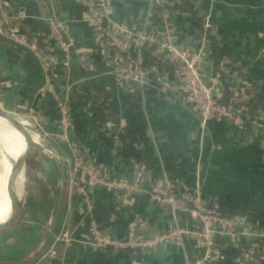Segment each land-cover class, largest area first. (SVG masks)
I'll list each match as a JSON object with an SVG mask.
<instances>
[{"label":"crops","instance_id":"obj_1","mask_svg":"<svg viewBox=\"0 0 264 264\" xmlns=\"http://www.w3.org/2000/svg\"><path fill=\"white\" fill-rule=\"evenodd\" d=\"M2 1L9 14L23 15L19 21L23 39L9 38L0 27V104L21 116L34 135L44 156L45 183L41 169L29 156V171L24 179L22 173L18 175L7 199V176L25 147L22 138L10 135L9 163L0 161V224L12 206L20 202L26 206L0 231V264H186L203 256L197 236L200 223L188 211L158 204L149 194L119 198L99 187L94 192L92 215L109 236H125L137 217L144 221L147 236L178 233L173 240L144 250L115 251L89 244L81 198L74 192L78 179L71 171L73 155L59 138L58 108L68 85L69 145L108 178L133 180L134 172L142 171L147 190L154 178L163 175L183 190L197 189L236 222L233 233L222 225L212 235L220 253L217 264H260L258 243L264 239V0H160L153 7L150 0H105L112 26L130 39L147 32L160 37L168 31L178 46H191L198 30L188 10L202 21L207 18L224 55L220 78L213 72L212 51H206L202 78L221 97L226 83L243 120L241 124L212 120L204 128L178 87L162 94L118 80L108 47L86 21L85 7L78 0H33L38 17L23 13L30 0ZM52 16L66 24L74 40L68 65H59L52 77L54 96L39 91L46 82L40 46L49 37L47 19ZM161 76L173 83V68ZM250 117L251 123L245 125ZM1 121L10 132L16 131ZM130 152L139 160L128 156ZM66 231L71 241L64 245L59 238ZM240 237L252 244L243 256L246 263L240 259Z\"/></svg>","mask_w":264,"mask_h":264},{"label":"built area","instance_id":"obj_2","mask_svg":"<svg viewBox=\"0 0 264 264\" xmlns=\"http://www.w3.org/2000/svg\"><path fill=\"white\" fill-rule=\"evenodd\" d=\"M78 1L85 7L86 21L91 25L98 39L108 47L112 72L120 82L136 84L141 88H154L162 94H166L175 86L178 87L195 110L201 128L212 120L242 123L241 111L234 101L230 99L228 102H222L214 85L205 82L202 78L205 54L209 49L208 37L212 36L207 18H203V31L196 35L193 45L181 47L175 44L172 34L168 31L160 37L156 36L155 32H147L134 39L127 38L121 29L112 26L105 0ZM159 2L160 0H150V7ZM22 18V14L17 16L9 14L3 1L0 0V27L6 31L9 38L23 39L19 29V21ZM47 23L49 37L41 42L39 54L46 73V82L39 91L41 94L54 96L52 77L59 65H68L74 40L64 22L52 16L47 19ZM147 43L156 45L152 53L156 62L149 67H143L141 64ZM128 61L132 62L131 66H126L125 62ZM168 68H173V83L164 80L161 76V72L167 71ZM69 90L68 85L58 108L61 130L59 138L69 146L73 155L71 171L78 179L73 183L74 192L81 198L82 212L88 223L89 244L115 251L144 250L155 247L162 241L173 240L178 232L168 231L157 237L147 236L144 221L140 217L129 223L127 233L123 237L109 236L93 218V196L98 187L119 198L149 194L158 204H170L173 210L188 211L199 221L200 230L197 236L203 245V256L186 264H217L220 253L215 247L212 235L222 225L229 226L233 233L236 222L232 218L221 216L217 211L216 203L202 197L197 189L175 196L172 184L164 175L153 179L147 190L142 171H135L133 180L121 177L108 178L102 174L95 164L67 141L69 116L65 100ZM59 241L67 245L71 241V233L64 232Z\"/></svg>","mask_w":264,"mask_h":264},{"label":"trees","instance_id":"obj_3","mask_svg":"<svg viewBox=\"0 0 264 264\" xmlns=\"http://www.w3.org/2000/svg\"><path fill=\"white\" fill-rule=\"evenodd\" d=\"M189 14L192 15V17L194 18V23L195 26L198 30V33H202L203 31V21L201 17H197L195 15V12L191 11L190 9L188 10ZM208 41H209V49L212 51V66H213V72L214 74H218L220 76V78H222V74H221V61H222V57H223V50L222 48L218 45V42L216 40V38L214 36H209L208 37ZM148 44L147 43L145 45V47L147 48L148 54L143 56V61H142V66L143 67H149L153 64H155L156 60L154 59L153 55L149 52L155 50L156 45L155 44H151V46L148 48ZM224 92L223 95L221 97V101L222 102H228L230 100V96L228 94V90H227V86L225 83V87H224ZM249 112V109H248ZM251 114V112H250ZM251 119L252 117H250L248 120L245 121V125H249L251 123ZM128 156L134 157V159L139 160L138 156L136 155L135 152H130L128 154ZM155 179V178H154ZM173 189H174V195L175 196H180L182 193L186 192L187 190H183L179 187H176L175 185H173ZM203 197V195H202ZM217 206V211L219 212V214L223 217L229 216V214L227 212H225V210L223 209V207L221 205L216 204ZM240 259L242 262L246 263L245 258H243V256L245 254L248 253V251L251 249L252 244H250L247 240V238H243L240 237ZM260 244V245H259ZM259 245V252L261 254L260 257V264H264V239L260 240V243H258ZM215 247H217V245L215 244ZM258 247V246H257ZM235 253L238 255L239 251H235ZM239 257V256H238Z\"/></svg>","mask_w":264,"mask_h":264},{"label":"water","instance_id":"obj_4","mask_svg":"<svg viewBox=\"0 0 264 264\" xmlns=\"http://www.w3.org/2000/svg\"><path fill=\"white\" fill-rule=\"evenodd\" d=\"M25 16L28 17H38V12L36 9V4L33 0H30L26 4L25 10H23ZM0 118L6 120L23 138L24 144L26 146L27 152L30 156H32L39 166L42 172V183H45V165H44V156L42 150L40 149L38 143L35 140L34 135L32 134L31 130L28 129L27 124L24 122H20L18 117H16L11 111L6 109L2 104H0ZM26 206L20 202L15 206L10 208L9 216L7 219H10L11 222L16 218L19 212ZM10 222V223H11Z\"/></svg>","mask_w":264,"mask_h":264},{"label":"bare ground","instance_id":"obj_5","mask_svg":"<svg viewBox=\"0 0 264 264\" xmlns=\"http://www.w3.org/2000/svg\"><path fill=\"white\" fill-rule=\"evenodd\" d=\"M2 118H0V146L2 148H5L6 152H8L9 150V136L10 135H14L15 137L17 138H22V136L17 132V131H12L10 132L9 129H7L5 127V125L2 123L1 121ZM4 120V119H2ZM6 121V120H4ZM7 122V121H6ZM8 123V122H7ZM9 124V123H8ZM10 125V124H9ZM11 126V125H10ZM12 127V126H11ZM13 128V127H12ZM23 139V138H22ZM1 152V156H0V161H4L6 165H8L9 163V158L6 157V154L5 152L3 151H0ZM24 156L26 155H23V156H20L14 163H13V166L7 176V179H6V184H5V191H6V196H7V199L9 200L10 199V195H11V191H12V185L14 184L15 180L17 179L18 175L21 172V164H22V160L24 158ZM3 162V163H4ZM8 170V169H7ZM9 171V170H8ZM8 173V172H7ZM23 175V173H22ZM23 184V183H22ZM19 195V194H18ZM16 201V200H15ZM18 201V200H17ZM14 203V202H13ZM13 205V204H12ZM10 222L11 220L10 219H7L5 222H3L2 224H0V231L10 225Z\"/></svg>","mask_w":264,"mask_h":264},{"label":"rangeland","instance_id":"obj_6","mask_svg":"<svg viewBox=\"0 0 264 264\" xmlns=\"http://www.w3.org/2000/svg\"><path fill=\"white\" fill-rule=\"evenodd\" d=\"M15 116L18 117L20 120H22L26 124V122L23 120V118L21 116H19V115H15ZM24 146H25V144H24ZM0 151H3V152H5L6 155H9L8 152H6L5 148H2L1 146H0ZM23 155H26V156H24V158L22 160V164H21V172L23 173V179H24V173L29 171L27 160H28V157L30 156L29 153L27 152L26 146L24 147V151H23L21 156H23ZM0 156H1V152H0ZM2 173H3V169H2V165L0 164V178L2 176ZM22 201H23V197H22Z\"/></svg>","mask_w":264,"mask_h":264}]
</instances>
